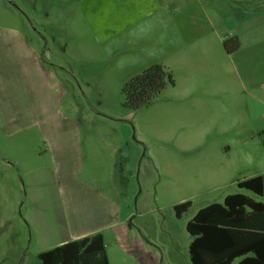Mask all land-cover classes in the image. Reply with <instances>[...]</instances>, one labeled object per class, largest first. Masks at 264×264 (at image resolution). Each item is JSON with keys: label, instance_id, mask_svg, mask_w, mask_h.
I'll use <instances>...</instances> for the list:
<instances>
[{"label": "rangeland", "instance_id": "374dc122", "mask_svg": "<svg viewBox=\"0 0 264 264\" xmlns=\"http://www.w3.org/2000/svg\"><path fill=\"white\" fill-rule=\"evenodd\" d=\"M257 2L0 0V38L21 31L38 50L63 83L62 110L79 126L84 153L93 148L77 177L104 190L108 182L132 188L130 234L147 261L191 264L186 222L227 194L251 196L235 182L264 169V6ZM234 35L239 51L228 54L223 43ZM179 37L189 44L177 52ZM153 64L170 71L173 86L127 109L123 84ZM190 80L210 85L211 104L194 110L178 97ZM127 134L121 146L132 169L121 180L101 145ZM40 139L35 127L12 133L0 117V264H34L64 230ZM185 200L191 205L176 218L173 206ZM106 246L115 251L112 241Z\"/></svg>", "mask_w": 264, "mask_h": 264}, {"label": "crops", "instance_id": "0c3cea01", "mask_svg": "<svg viewBox=\"0 0 264 264\" xmlns=\"http://www.w3.org/2000/svg\"><path fill=\"white\" fill-rule=\"evenodd\" d=\"M257 4L263 7L264 0H259ZM179 38L177 52L189 44ZM4 39L5 43L0 41V117L4 127L12 128V133L35 127L45 144L44 150L57 180L58 196L63 201L64 230L53 244L37 254L68 241L101 233L108 264H155L151 258V261L146 260L139 236L130 234L128 221L133 212L126 199L132 188L126 190L122 183L118 187L108 182L110 186L104 190L77 177L85 162L93 161V148L87 147L84 153L79 126L62 110L65 91L59 77L43 63L38 50L21 31L8 32L4 38H0ZM236 51H239V47ZM253 51L258 57L262 54L260 50ZM183 59L181 55L178 61ZM210 89V85L204 81L197 83L190 80L177 95L195 110L204 107L207 100L210 103L207 99ZM259 103L264 105V102ZM128 138L130 134L118 135L113 140L118 143L101 145V150L110 151L108 163L119 173V179L132 169L130 160L133 158L121 146L123 142L127 144ZM124 161L127 162L123 164ZM262 172L264 169L259 173ZM109 189L116 194L115 198L110 196ZM31 199H35L34 193ZM107 241H112L115 246L111 254L106 246Z\"/></svg>", "mask_w": 264, "mask_h": 264}, {"label": "trees", "instance_id": "16d2710c", "mask_svg": "<svg viewBox=\"0 0 264 264\" xmlns=\"http://www.w3.org/2000/svg\"><path fill=\"white\" fill-rule=\"evenodd\" d=\"M223 46L226 53L237 50V36L225 40ZM173 84L170 71L153 64L123 84V105L137 110ZM235 185L252 195L227 194L221 202L200 207L186 222L185 230L191 236V264H264V172L238 180ZM190 205V200L175 204V217ZM36 258L34 264H108L101 233L54 246L39 252Z\"/></svg>", "mask_w": 264, "mask_h": 264}, {"label": "built area", "instance_id": "2783aa9c", "mask_svg": "<svg viewBox=\"0 0 264 264\" xmlns=\"http://www.w3.org/2000/svg\"><path fill=\"white\" fill-rule=\"evenodd\" d=\"M263 140H264V138H263Z\"/></svg>", "mask_w": 264, "mask_h": 264}]
</instances>
